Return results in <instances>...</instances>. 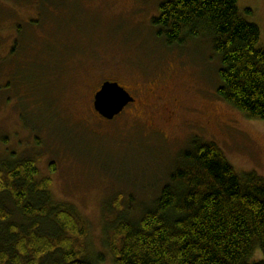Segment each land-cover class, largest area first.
I'll list each match as a JSON object with an SVG mask.
<instances>
[{
  "label": "rangeland",
  "instance_id": "obj_1",
  "mask_svg": "<svg viewBox=\"0 0 264 264\" xmlns=\"http://www.w3.org/2000/svg\"><path fill=\"white\" fill-rule=\"evenodd\" d=\"M165 1L0 0V159L34 161L55 203L86 223L98 264H114L111 222L134 220L159 196L194 137L264 181V121L215 97L209 40L167 47L156 36ZM238 8L252 10L264 47V0ZM107 80L137 99L111 121L92 106ZM148 86L154 93L142 96Z\"/></svg>",
  "mask_w": 264,
  "mask_h": 264
},
{
  "label": "trees",
  "instance_id": "obj_2",
  "mask_svg": "<svg viewBox=\"0 0 264 264\" xmlns=\"http://www.w3.org/2000/svg\"><path fill=\"white\" fill-rule=\"evenodd\" d=\"M238 3L168 0L152 24L167 47L209 40L218 62L215 97L264 121L261 32L252 10L241 11ZM149 86L142 96L154 93ZM167 114L169 122L173 112ZM198 139L179 152L152 203L132 221L111 222L106 248L114 264H264L263 179L238 173L216 144ZM50 185L33 160L14 153L0 159V264L102 261L87 253L86 223L72 207L55 203Z\"/></svg>",
  "mask_w": 264,
  "mask_h": 264
},
{
  "label": "water",
  "instance_id": "obj_3",
  "mask_svg": "<svg viewBox=\"0 0 264 264\" xmlns=\"http://www.w3.org/2000/svg\"><path fill=\"white\" fill-rule=\"evenodd\" d=\"M133 98L117 83L105 82L94 95V111L105 120L118 116Z\"/></svg>",
  "mask_w": 264,
  "mask_h": 264
},
{
  "label": "flooded vegetation",
  "instance_id": "obj_4",
  "mask_svg": "<svg viewBox=\"0 0 264 264\" xmlns=\"http://www.w3.org/2000/svg\"><path fill=\"white\" fill-rule=\"evenodd\" d=\"M129 92V91H128ZM151 92H153V90H151ZM130 93V92H129ZM130 95L133 97V99H134V102L133 103H131V104H129V105H127L126 107H125V109L123 110V112L126 110V109H128L129 107H133V106H135V104H136V97L132 94V93H130ZM122 112V113H123Z\"/></svg>",
  "mask_w": 264,
  "mask_h": 264
}]
</instances>
